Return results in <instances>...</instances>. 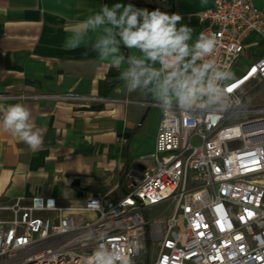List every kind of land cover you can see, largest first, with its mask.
Segmentation results:
<instances>
[{"label":"built area","instance_id":"2783aa9c","mask_svg":"<svg viewBox=\"0 0 264 264\" xmlns=\"http://www.w3.org/2000/svg\"><path fill=\"white\" fill-rule=\"evenodd\" d=\"M198 18L217 40L206 59L231 72L250 35L264 39V9L253 0H215ZM234 77L219 110L164 112L145 103L162 111L153 166L142 179L129 177L123 197L0 202V264H84L101 242L134 260L147 239L158 244L152 264H264V107H248L264 89V57ZM166 203L173 210L164 223L150 220L147 212Z\"/></svg>","mask_w":264,"mask_h":264},{"label":"crops","instance_id":"0c3cea01","mask_svg":"<svg viewBox=\"0 0 264 264\" xmlns=\"http://www.w3.org/2000/svg\"><path fill=\"white\" fill-rule=\"evenodd\" d=\"M145 1V6H134L180 14L178 27L194 29L193 40L202 30L198 13L215 3ZM253 2L264 9V0ZM116 3L129 4L127 0H0V105L24 104L44 139L40 150L31 151L0 127V202L40 195L60 204L88 197L119 199L127 192L129 177L139 180L153 166L150 159L161 109L146 106L151 100L139 92H128L118 79L119 70L99 61L90 46L64 47L72 27L99 11L100 5ZM121 50L130 54L123 45ZM262 57L264 39L252 34L234 68L241 66V76ZM19 95L41 98L20 100L15 97ZM66 95L94 100L59 98Z\"/></svg>","mask_w":264,"mask_h":264},{"label":"clouds","instance_id":"9594fccd","mask_svg":"<svg viewBox=\"0 0 264 264\" xmlns=\"http://www.w3.org/2000/svg\"><path fill=\"white\" fill-rule=\"evenodd\" d=\"M182 19L180 14L159 8L149 11L130 3L102 4L99 11L70 29L64 47L74 50L90 46L99 61L119 70L118 79L128 92L150 98L164 112L219 110L228 103L226 89L234 74L206 59L216 48L215 34L202 31L193 40L194 29L184 24L178 27ZM121 45L130 50L129 55L125 56ZM0 116V127L31 151L43 147V134L24 104L0 105ZM99 239L103 241L105 235ZM84 264H134V260L122 248L101 242Z\"/></svg>","mask_w":264,"mask_h":264},{"label":"rangeland","instance_id":"374dc122","mask_svg":"<svg viewBox=\"0 0 264 264\" xmlns=\"http://www.w3.org/2000/svg\"><path fill=\"white\" fill-rule=\"evenodd\" d=\"M241 66L239 65L238 68L233 69V74L235 76H240L241 72ZM256 93V97L254 100L248 105L249 108H257V107H264V89L259 91V87L256 88L254 91V94ZM233 123V122H232ZM172 207H170L169 203L160 205L152 211H148L147 215L150 220H159V223H164V221L168 218L170 213L172 212ZM148 240V239H147ZM151 242L152 249L150 252L147 251L146 245L144 250L141 252L140 257L134 259V264H152L153 261H155L157 257V252H158V244L157 242Z\"/></svg>","mask_w":264,"mask_h":264},{"label":"trees","instance_id":"16d2710c","mask_svg":"<svg viewBox=\"0 0 264 264\" xmlns=\"http://www.w3.org/2000/svg\"><path fill=\"white\" fill-rule=\"evenodd\" d=\"M127 2L136 5V6H145L146 5V1L145 0H127ZM146 249L148 252L151 251L152 249V245L150 242V239L147 240V245H146Z\"/></svg>","mask_w":264,"mask_h":264},{"label":"bare ground","instance_id":"6f19581e","mask_svg":"<svg viewBox=\"0 0 264 264\" xmlns=\"http://www.w3.org/2000/svg\"><path fill=\"white\" fill-rule=\"evenodd\" d=\"M262 183L264 184V176L261 177Z\"/></svg>","mask_w":264,"mask_h":264},{"label":"water","instance_id":"95a60500","mask_svg":"<svg viewBox=\"0 0 264 264\" xmlns=\"http://www.w3.org/2000/svg\"><path fill=\"white\" fill-rule=\"evenodd\" d=\"M140 177V179H142V176H139Z\"/></svg>","mask_w":264,"mask_h":264}]
</instances>
